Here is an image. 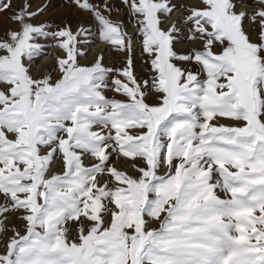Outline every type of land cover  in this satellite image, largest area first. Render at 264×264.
Here are the masks:
<instances>
[{"label": "snow or ice", "instance_id": "snow-or-ice-1", "mask_svg": "<svg viewBox=\"0 0 264 264\" xmlns=\"http://www.w3.org/2000/svg\"><path fill=\"white\" fill-rule=\"evenodd\" d=\"M0 264H264V0H0Z\"/></svg>", "mask_w": 264, "mask_h": 264}, {"label": "rangeland", "instance_id": "rangeland-1", "mask_svg": "<svg viewBox=\"0 0 264 264\" xmlns=\"http://www.w3.org/2000/svg\"><path fill=\"white\" fill-rule=\"evenodd\" d=\"M38 5H42L44 3L47 2V0H36ZM57 4L59 5L60 0H56ZM51 15L55 16V17H60V16H64L66 15V11L64 9L61 8H57V10L55 12H53Z\"/></svg>", "mask_w": 264, "mask_h": 264}]
</instances>
